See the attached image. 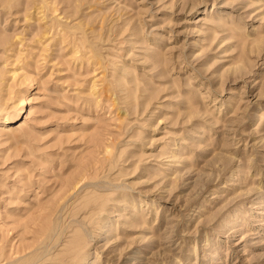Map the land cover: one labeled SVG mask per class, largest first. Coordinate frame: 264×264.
<instances>
[{
    "label": "rangeland",
    "instance_id": "1",
    "mask_svg": "<svg viewBox=\"0 0 264 264\" xmlns=\"http://www.w3.org/2000/svg\"><path fill=\"white\" fill-rule=\"evenodd\" d=\"M0 264H264V0H0Z\"/></svg>",
    "mask_w": 264,
    "mask_h": 264
},
{
    "label": "bare ground",
    "instance_id": "2",
    "mask_svg": "<svg viewBox=\"0 0 264 264\" xmlns=\"http://www.w3.org/2000/svg\"><path fill=\"white\" fill-rule=\"evenodd\" d=\"M22 105V104H21ZM23 107L24 106H22L21 107V109H20V111L17 113V114H14V115H12V116H9V117H4V118H2L3 120H4V122H13V121H15V120H17V119H19L20 118V116H21V114H22V109H23ZM75 254V253H74ZM73 255V254H72Z\"/></svg>",
    "mask_w": 264,
    "mask_h": 264
}]
</instances>
